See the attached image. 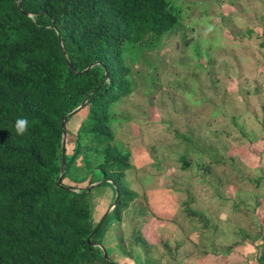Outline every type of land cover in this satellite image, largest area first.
I'll list each match as a JSON object with an SVG mask.
<instances>
[{"label": "trees", "instance_id": "trees-1", "mask_svg": "<svg viewBox=\"0 0 264 264\" xmlns=\"http://www.w3.org/2000/svg\"><path fill=\"white\" fill-rule=\"evenodd\" d=\"M18 1L0 0V264H111L87 239L92 235L91 243L102 245L107 227L121 221L136 197L126 181L129 153L112 129L114 107L135 86L127 59L157 50L169 34L184 27L195 30L196 24H183L188 21L186 8L173 0H22L20 8ZM229 17H218L223 27L233 19ZM262 30L264 34V26ZM253 32L249 28L244 33L250 37ZM199 37L190 49L197 62L180 63L212 78L210 86L222 90L224 103L226 90L207 68L211 62L200 60L209 54V44ZM224 69L227 73L226 65ZM193 81L194 87L185 90L190 95L200 84L195 77ZM238 86L241 93H251L247 85ZM82 110L86 114L81 115L72 154L65 155L62 185L71 188L67 190L57 185L61 123L65 118L66 127ZM19 117L29 120L23 137L14 128ZM230 122L236 127V116ZM82 142L90 146L95 165L91 168L88 161L86 176L77 181L72 169ZM92 171L102 175L94 188L112 190L109 208L119 192L116 205L97 222L88 186L64 182L82 183Z\"/></svg>", "mask_w": 264, "mask_h": 264}, {"label": "crops", "instance_id": "crops-1", "mask_svg": "<svg viewBox=\"0 0 264 264\" xmlns=\"http://www.w3.org/2000/svg\"><path fill=\"white\" fill-rule=\"evenodd\" d=\"M190 2L194 3L196 1L192 0ZM203 18L206 20L204 26L200 28L194 27L195 30H190V34L186 33V30L183 33L184 35L192 36L198 34L195 38L196 40L200 38L199 36H202L199 30L204 31L205 27L206 36H203L202 40L207 41L205 43L209 44L207 48V50L209 49V54H202L200 60L201 62H211V65L209 64L207 68H211L214 73L213 78H217L220 85L225 88L223 79H219L216 76L215 67L221 62L220 68L222 73L227 74V77H233L230 72L238 73L235 72L238 69V64L235 61L229 64V62H226L227 57L223 54V51H228L225 32L227 31V34L233 36L234 29L218 27L217 24L210 25L211 22L207 25L208 18L211 19V17L208 15L206 17L203 14L200 19ZM200 19H196L197 25H200ZM185 22H183L184 25L187 24ZM181 30H184V28H181ZM179 31L176 30L169 34L157 50H146L137 58L135 56L133 59L130 56L127 59L134 72L135 86L132 94L117 104L116 108L119 106L121 110L129 112V108H125L123 105L129 104L132 97H135V100H141L143 97L148 100L153 96L157 86H151L152 84L149 85V83L161 82L154 74L157 70L154 63L157 62L159 67L163 65V62H159L161 60L159 53L166 45L170 44L168 41L171 40L172 35L182 34ZM211 34H213V37ZM242 36H246L245 33ZM190 39H187L189 48L184 61H181L180 54L177 56L175 54L173 55V60L172 58L169 59L171 62H175L179 57L180 62H197L190 50L195 40L190 42ZM220 39L224 40L219 43ZM191 56L193 58L192 61L189 59ZM224 64L227 66V73L225 72ZM144 68L147 71L145 74ZM199 72L198 70L196 73ZM217 72L219 71L217 70ZM193 77L201 84L205 96L198 93L200 84L196 85L197 90L195 89L191 95L183 92L185 104L188 102L191 104L190 107H175L174 103L172 105L167 104V109L161 113L169 117L179 113L182 114L185 120L190 115L198 116L201 112V107L204 104L207 105V110L211 112V124L201 126V117H199L198 121L197 119L193 120V128L187 131V136L193 137L192 141H196L195 145L181 139L180 136H184L186 133L180 131L182 134H179V139L173 140V142L172 139L167 138L169 135L166 133L164 135L161 133L160 138H152L151 142L147 140L145 144H142L144 143L143 140L137 143L139 142L137 141V136L136 139H133L134 149H132L124 138L118 134L121 129L120 126L128 119L120 121L118 118L124 112L115 110V107L113 109L115 120L113 121L112 129L114 135L120 142L122 140L126 142L124 145L130 148V152H128L131 169L126 172V181L128 184L132 182V186L139 185L137 191L133 187L136 197L123 212L121 221L109 225L102 240V246L107 252L108 259L115 264H264V107H261L262 104L264 105V91H259L256 87L251 86L249 80H244V85L249 87V90H251L250 94L248 92L246 94L241 93L239 86L237 87L239 96L243 101L249 96H255L259 100L263 99V102L262 100L257 101L260 104L257 110L261 118L259 119L260 125H262L260 129L263 131V134L258 136L254 128L251 126L247 127L242 121L239 122V118L243 119L242 116L249 113L250 110L245 102L244 111L240 112L232 97L230 100V94L227 89L226 101L223 103L221 101L224 98L222 90L216 91L210 86L212 78L209 81L205 74L203 81L201 80L202 76L198 74ZM184 78L185 76L182 74V80L179 81H184ZM141 79L145 83L141 84ZM189 81H193V78H189ZM152 107L150 106L145 110L141 108L139 112H136L137 115L140 112L141 114L145 112L148 119L151 117V121L140 122L138 120L135 126H138L139 122L144 123L143 126L147 124L146 126L149 128L160 125L162 130H165L164 132L169 133L172 126L170 118L166 119L160 116L159 113H152V110L155 109ZM168 107L170 108L168 109ZM133 109L137 108H132L131 111ZM186 110H189L188 113ZM76 115L67 124V126L70 123L73 125V130L71 131L73 143L71 150L67 154L69 156L72 154L75 146V136L82 122V116ZM154 115H157L158 118L154 119ZM233 116H236V127L230 122ZM218 117L229 119L226 124L227 130L225 131H228V126H232L237 133H240L241 140L246 141L239 142L245 146L246 153L238 156L237 161L235 156L223 154V150L219 155L218 140L211 141V133L214 135L215 130L213 129H217V125L215 126L213 122H216ZM177 119L178 121L181 120L180 118ZM202 129L205 132H210V138L207 136L202 139L197 136V132ZM215 135L217 136L218 132ZM132 136L135 137L134 135ZM160 144L162 145L160 146ZM224 144L223 148L225 147L226 149L232 146V142L229 139H225ZM81 146V152L75 159L72 169V176L78 179L77 181L84 179L82 176L85 175L84 172L88 161L92 164H89L92 166L91 168L95 165L91 161L92 151L88 152L87 150L90 146H84L83 142ZM251 146H257L259 150L254 153L251 151ZM148 147H151V149L149 148L148 150ZM158 154L159 156H157ZM150 156L151 159H149ZM159 157H162L161 164L167 166L162 170L163 176L161 175V178L152 172L148 173V170H143V165L149 163L157 168L159 161L153 162L152 159ZM165 162H177L179 170H168V166L171 167V165ZM186 162L190 163V167H184ZM238 163L240 166H238ZM136 165H140L139 168L137 167L138 169H135ZM219 165H227L229 168L223 174H219L217 171ZM132 169L138 170V173L136 171L134 173ZM66 180L70 183L67 185L76 188H85L93 185L90 190L95 213L94 217H96L94 221L97 222L111 203L113 195L111 188L106 186L111 192L109 203L108 199L105 200L106 202H102L101 199L93 195L94 186L98 184L95 182L88 185L93 180L92 176H87L82 183H73L69 179ZM105 203L108 204V207Z\"/></svg>", "mask_w": 264, "mask_h": 264}, {"label": "rangeland", "instance_id": "rangeland-1", "mask_svg": "<svg viewBox=\"0 0 264 264\" xmlns=\"http://www.w3.org/2000/svg\"><path fill=\"white\" fill-rule=\"evenodd\" d=\"M184 1V2H183ZM192 0H173V3H179L176 4V6L181 7L182 8H186L185 12L186 15L188 16V21L185 23L190 24V22H192L193 24H196V19H200L203 14L204 16L207 17L211 16V19H209V22H211L210 25H215L217 24L218 27H221V22H223V20H220L221 16L224 15L225 20L227 21V18H230V14L233 15V19H230L229 22H227V26H222L223 28H229V29H234V33L232 34L233 36L227 34L228 32L225 29V38L227 40V49L228 51H223L224 56L227 57V61L229 62V64H231L233 61H235L238 64V69L240 70V73H234V72H230L232 76L227 77L224 73H222V70L220 68V63H218V65L215 67V73L216 76L219 79H223V84L225 86V90L227 89V91L230 94V100L231 97L233 98L234 102L236 103V105L238 106V111L240 110V112L244 111V101L240 98L239 96V92L237 90L238 84H243L245 83L246 80L250 81V85L256 87L259 91H264V41H263V46L260 47L259 43L264 40V37H262V39H260V36L263 34V30L262 27L264 26V24H262L261 17H264V0H217L220 2L221 6L218 5V3L216 2V0H205V1H209V3H204L203 0H193L196 1L195 3L190 2ZM186 6V7H184ZM248 10V11H247ZM243 11V12H242ZM235 13V14H232ZM223 14V15H222ZM193 16H195L193 18ZM220 17V18H218ZM200 25H194V27H201L204 26V23H206L205 18L200 19L199 20ZM192 26V25H191ZM188 28V29H187ZM249 28L251 29H255V32H253V34L250 37H246V36H242L244 34V32H246V30H248ZM189 27H184V30H180L179 32H181L182 34L180 35H172L171 40L168 41V45H166V47H164L160 53H159V58L161 59L159 62H163L162 66H158V63L155 62L154 64L156 65V71H155V75L161 80L160 83H149V85L153 86L156 85L157 88L155 90V92L153 93V96H151L150 98L153 99H148L145 100V98H141V100H135V97H132V100L129 104H127L126 106L123 105L125 108H129V112H125L123 110L120 109L119 106H117V108L115 110L117 111H123L124 113H122L119 116V120L120 121H124L126 119V121H124L122 123L121 129L119 130L118 134L121 135V137L124 138V140L132 147V149H134L133 143H134V138L136 139V137L138 136L137 143H140L141 140L145 142L153 140L152 138H160L161 137V133H163V135L166 133L167 135H169L167 138L168 139H172L173 140H178L179 139V134H182L183 132H185L186 134L184 136H181V139L185 140V142L188 143H193V145H195V140L192 141L193 137H189L187 136L188 134V130H190L191 128H193V120L199 119V117H201V121H200V125L203 126L204 124L209 125L211 124V117L210 114L211 112L207 110L206 106L207 105H203V107H201V112L200 114L197 115H190L187 116L185 118V120L183 119L182 114H175V115H170L167 116L166 114H162L161 112H164L165 109H167L166 105H172L173 103L175 104L174 106H180V107H190L191 104H189L188 102L185 104V99H184V93L185 90H187V88H192L194 87L193 84L189 83V78L192 79L194 78L193 75L198 74L201 77V80H204V74L202 73L201 70H199V73H196L198 70H195L192 67H188L189 65H183L180 64V57L182 58L181 61H184L185 59V55H187L188 53V40L190 39V42L194 41L195 38L198 36V34H195V36L192 35H187L183 32L189 33L190 32ZM201 34L203 36H206L205 34V27H204V31H201ZM190 34V33H189ZM211 36L213 37V34H211ZM264 36V34H263ZM186 38V39H185ZM221 40L224 39H220L219 43L221 42ZM170 48V49H169ZM187 52V53H186ZM133 52H131L132 54ZM181 55L175 62H171V60H169L170 58H172L173 60V55ZM225 57V58H226ZM156 60V59H155ZM179 60V62H178ZM262 64V65H261ZM167 66V67H166ZM217 70L219 72H217ZM146 69L144 68V74L146 73ZM170 73V74H169ZM182 74H184L185 78L183 82H180L179 80H182ZM225 75V76H224ZM239 77V79H238ZM178 80V81H177ZM241 80V81H240ZM245 80V81H244ZM240 81V83H239ZM145 83L144 80L141 79V84ZM141 89V88H140ZM139 89V90H140ZM145 90V89H144ZM183 90V91H182ZM197 90V89H196ZM188 93V92H185ZM198 93L204 95L202 88L200 90H198ZM205 96V95H204ZM144 99V100H143ZM232 100V101H233ZM247 101H245V103L247 104L246 106H248V108H250L249 113L245 114L242 118H239V122L242 121V123L244 122V124L247 127H252L254 128L257 132V135L260 136L262 135L263 131L262 129H260V127L262 128V125H260V115H258V109L260 104L257 103V101L262 100L263 99H258L255 96H249L246 98ZM150 101V104H149ZM192 103V102H191ZM153 106L152 108H155L154 110H152L154 114L159 113L160 116L164 117V118H170V124L172 125L170 127V132H164L165 130H162V126L157 125V126H152L151 128L147 127L145 124L143 126L144 123H140L141 121L145 122L146 120H150V118L148 119L145 115V112L143 114H141V112L139 113V115H137L136 112H139L141 110V108H143L144 110L148 107ZM152 104V105H151ZM135 106V107H134ZM193 106V104H192ZM171 107V106H170ZM168 107V109L170 108ZM208 107V106H207ZM132 108H137V109H133L131 111ZM175 110V109H174ZM173 110V111H174ZM198 110V109H197ZM187 113L189 110H186ZM252 111V113H251ZM175 112V111H174ZM131 113V114H130ZM136 113V114H135ZM182 113V112H181ZM85 110H82L78 115H85ZM118 114V113H117ZM256 114V115H255ZM76 115V116H78ZM119 115V114H118ZM154 119H157L158 116L154 115L153 116ZM190 117V118H189ZM75 118V117H74ZM177 118H180L181 120L178 121ZM189 119V120H188ZM140 121L138 126H135L137 121ZM177 120V122H176ZM114 121V119L112 120ZM151 121V120H150ZM167 121V120H166ZM229 119H222V117H218L216 122H213L214 125H217V129H213L215 130L214 135L211 133L212 136V140H218V144H219V155L220 152H222L223 150V154H228L231 156H235L236 161L238 160L237 157L238 156H242L243 154H245V146L242 145L241 141L246 142L244 140H241L242 137H240V133L236 131V129L232 126H228V131L227 130V123H228ZM152 124V123H151ZM142 125V126H140ZM186 128V129H185ZM67 130V135L65 137V148H66V153L68 154L69 151L72 148V143H73V137L71 136V131L73 130V125H71V123L67 126L66 128ZM182 133H181V132ZM218 132V135L216 136L215 134ZM210 132H205L203 129L201 131L197 132V136H199L200 138L204 139L205 137L208 136V138H210L209 136ZM132 135H134L135 137H133ZM193 135V134H191ZM195 135V134H194ZM193 135V136H194ZM177 137V138H176ZM116 142L120 143V145L124 146L123 147V152L124 153H129L130 152V148L127 145H124V143L126 144V142H120L119 140H117V138L115 137ZM225 139H229L230 142H232V146H229L230 148L226 149L225 147L223 148L224 141ZM133 140V141H132ZM142 141V142H143ZM210 141V140H209ZM169 142V141H168ZM165 144V143H164ZM162 144H160L161 146ZM140 146V145H138ZM137 146V147H138ZM141 147V146H140ZM149 148L151 149V147H148L147 149L149 150ZM259 148L257 146H251V151H253L255 153V151H258ZM129 151V152H128ZM161 156L162 154L159 153ZM159 154L157 156H159ZM155 155V157H157ZM162 157L159 158H155L152 159L153 162H157V161H162L161 159ZM149 159H151V156L149 157ZM157 165V168L152 166L150 163L149 164H144L143 166V170L147 172H152L154 173V175L159 176L160 178L163 176L162 175V170L167 167L165 164H161V162ZM168 165H171V167L168 166V170L170 171H178L179 170V164H177V162H165ZM140 165H136L135 169H138ZM238 166L239 163H238ZM138 167V168H137ZM229 167L227 165H219L217 168V171L219 172V174H223L224 171L226 169H228ZM160 169V170H159ZM133 170V169H132ZM142 170V169H141ZM138 173V170H133V172ZM92 178L94 181H96V184H99L100 182H102V175L99 172L96 171H92ZM162 175V176H161ZM132 177V176H131ZM134 181V180H133ZM64 182L66 184H70L67 180H64ZM130 183V182H129ZM132 184V182H131ZM130 189L133 190V187L136 189L137 191V187L135 185H131ZM110 189H108L107 187H96L93 190V195L95 197H98L99 199L102 200V202H106L105 200L108 199V203H109V199H110ZM208 199V196H207ZM204 201H206V199H204ZM106 206L108 207V204L105 203ZM109 208V207H108ZM107 208V210H108ZM111 210V208H109L108 212ZM95 214V213H94ZM96 218V217H94ZM162 230V229H161ZM156 239V238H155Z\"/></svg>", "mask_w": 264, "mask_h": 264}, {"label": "water", "instance_id": "water-1", "mask_svg": "<svg viewBox=\"0 0 264 264\" xmlns=\"http://www.w3.org/2000/svg\"><path fill=\"white\" fill-rule=\"evenodd\" d=\"M21 1H22V0H19L18 3H17L18 8H20ZM92 93H93V92H92ZM86 102H87V99H86V100H85V101H84V102H83V103H82V104H81L76 110L82 108V107L86 104ZM61 128H62V137H63V139H62V144H61V146H62V161H61V168H60V176H59V178H58V180H57V185L60 186V187L65 188V189H67V190H71L70 187H65V186L62 185V177H63V174H64V168H65V155H66V152H65V131H66V127H65V118L62 119ZM92 187H93V185H90L89 187L86 188V190L89 191ZM118 197H119V192L116 191L115 199H114V201H113V204H112L111 209L116 205V202H117ZM91 237H92V235H90V236L88 237V239H87V243H88V244H92L94 247H98V248L102 251L103 259H104L105 261H107V262L110 263L105 248H104L102 245H100V244H97V243H91ZM111 264H113V263H111Z\"/></svg>", "mask_w": 264, "mask_h": 264}, {"label": "clouds", "instance_id": "clouds-1", "mask_svg": "<svg viewBox=\"0 0 264 264\" xmlns=\"http://www.w3.org/2000/svg\"><path fill=\"white\" fill-rule=\"evenodd\" d=\"M15 132L18 136L23 137L29 131V120L26 117H19L15 120Z\"/></svg>", "mask_w": 264, "mask_h": 264}]
</instances>
